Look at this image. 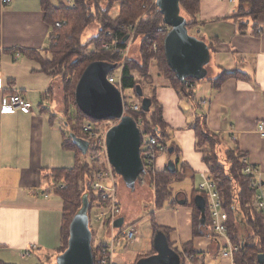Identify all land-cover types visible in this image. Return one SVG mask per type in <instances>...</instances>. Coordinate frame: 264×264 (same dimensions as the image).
<instances>
[{"label": "crops", "instance_id": "obj_1", "mask_svg": "<svg viewBox=\"0 0 264 264\" xmlns=\"http://www.w3.org/2000/svg\"><path fill=\"white\" fill-rule=\"evenodd\" d=\"M238 5V0L201 1L200 35L214 52L209 75L197 81L193 96L207 127L222 135L224 146L238 147L248 163L264 171V137L258 132L264 122V13L257 19L237 18ZM243 22L246 25L241 27ZM51 31L43 0H11L10 4L0 0V109L14 90H20L32 107L31 112L0 111V264H57L62 253L63 200L45 189L54 169L76 164V150L65 147L71 127L63 118L65 112L58 109L55 76L38 61ZM234 70L238 72L214 84L224 71ZM154 77L173 148L172 154L159 157L157 169H165L179 157L178 168L185 167L186 174L197 176L200 183L207 167L195 149L196 134L190 127L196 108L167 79L160 74ZM177 195L187 199L186 205L176 202L157 209L159 220L154 223L170 230L174 247L194 242L197 254L192 260L186 257L185 264H232L222 256L224 239L194 236L193 198L189 200L185 192ZM123 214L128 217L124 209ZM32 245L38 247L34 255L23 257L21 251Z\"/></svg>", "mask_w": 264, "mask_h": 264}, {"label": "trees", "instance_id": "obj_2", "mask_svg": "<svg viewBox=\"0 0 264 264\" xmlns=\"http://www.w3.org/2000/svg\"><path fill=\"white\" fill-rule=\"evenodd\" d=\"M147 0H73V5L69 6L64 3L57 5L51 4L50 0H43L44 9L46 11V21L50 27L55 26L58 20H66L67 24L61 28H54L53 33L49 38V45L43 51V54H51L52 58L44 60L43 54L38 55V61L42 64L50 75H57L62 72L64 67L68 71L78 70V78L74 85L66 84V90L73 91V103L77 108V113L72 118L69 116V108L65 111L66 123L71 127V133L77 137L88 141V135L83 131L82 117H89L79 107L76 100V89L79 80L86 69L94 63H105L114 66L107 74V77L115 73L121 65L122 55L113 51H106L101 48L102 43L111 41L107 36L111 32L114 37L119 39V47H126L124 42L127 36V29L138 23L135 39L139 40V56L138 59L130 58L126 61L122 71V86L124 90H133L134 94L142 105L143 97L137 94L136 87L140 85L144 91V96L149 97L152 101L150 111L146 112L141 109L139 113H130L134 119L138 116L143 117L144 133L157 137L159 143L166 146L169 152L170 144L172 143L171 130L163 117V106L159 103L156 97L155 77L152 67L158 74L167 79L172 87H174L182 96L189 99L196 108L195 120L191 123L192 129L196 134L195 149L202 154V161L207 167V172L212 175L217 183L218 190L221 194L223 206L226 208L229 219L228 229L231 239L239 243L244 241L239 253L235 256V264H260V256L264 255V223L262 216L254 207L255 189L250 186L251 179L244 173L245 163L243 159L245 154L238 147H225L224 140L221 134L212 132L206 125L204 115L199 111L198 103L194 99V92L190 89L186 80L181 81L177 78L175 72L170 68L164 49V39L167 33L160 32V27H166L163 22V16L159 10L147 12L143 7ZM202 0H181V14L186 17L188 29L193 34L192 29H195V34L200 39V23L197 19L200 11ZM237 18L241 19H257L264 13V0H238ZM117 6L118 15L113 17L111 12ZM145 13V14H144ZM62 14V18L60 17ZM144 14V15H143ZM144 17H143V16ZM142 16V18H141ZM59 18V19H58ZM141 18V19H140ZM98 25V33L87 42L82 41L83 33L92 24ZM245 22L240 26L244 27ZM204 40V39H203ZM205 41V40H204ZM157 44L158 47L154 48ZM211 50V55L214 52L212 44H208ZM89 52H87V51ZM157 58L158 63L151 64L153 58ZM45 62L51 64L50 68L45 65ZM66 65V66H65ZM138 72L141 79H137L134 72ZM238 71H224L223 74L214 79L216 85H220L229 75L236 74ZM193 81L195 79L189 78ZM197 81V80H196ZM145 83V84H144ZM144 84V85H143ZM149 89V90H148ZM91 118V117H90ZM94 119V118H92ZM96 120V119H94ZM106 120H114L111 118L97 120L102 122ZM93 145L94 141H89ZM65 147L76 150V164L71 168H57L51 173L53 187L64 184L63 189L54 190L63 200V221H62V247L61 252H64L68 246L69 227L73 217L81 209L83 205V197L87 194L89 199V215L92 218V213L95 207L100 205V197L92 189V184L95 181L96 173L104 169L106 164L99 161L91 162L88 160V154H95L96 147L89 148L86 154H83L81 149L68 136L65 142ZM179 149H175V153ZM180 158L175 160L176 169L169 170L167 167L158 170L155 175L150 174L152 184L155 186V205L158 208H163L166 204L175 205V193L173 183L182 180L187 176L186 168L180 170ZM141 175L140 178H142ZM193 203L197 195H203L206 200V225H201V212L195 205L193 217L194 236L203 238L211 236L208 231L210 226V214L208 208L207 196L197 187H194ZM174 193V194H173ZM153 226V237L158 230L164 231L169 235L170 230L166 227H158L155 223ZM173 248L174 244L170 241ZM183 259V264L186 262V257L191 254H197L194 242L190 241L182 245V250L179 247L175 248ZM95 254V249L93 250Z\"/></svg>", "mask_w": 264, "mask_h": 264}, {"label": "water", "instance_id": "obj_3", "mask_svg": "<svg viewBox=\"0 0 264 264\" xmlns=\"http://www.w3.org/2000/svg\"><path fill=\"white\" fill-rule=\"evenodd\" d=\"M180 2L181 0H157V8L163 16V22L170 27L164 39L165 55L170 68L179 80L185 81L192 78L201 81L209 75L211 50L203 39L189 32L188 21L181 14ZM113 67L99 62L90 65L79 80L76 100L81 110L89 117L96 120L111 118L118 121L107 132L108 160L125 185L135 190L141 175L146 172L141 154L142 134L135 119L123 114L121 91L107 79V74ZM136 91L140 97H143V110L149 112L151 99L144 96L140 85L136 87ZM70 137L83 154H86L89 142L77 137L74 133H71ZM169 153H173V148H169ZM167 168L174 171L175 162L170 160ZM175 200L180 206L187 203L186 198L180 199L178 195ZM194 202L201 212L200 223L204 226L207 222L206 200L203 195H197ZM89 205L86 194L83 197L81 209L70 223L68 246L57 256V264L95 263ZM123 222L124 217H121L115 225L120 226ZM153 245L156 253L142 257L137 264H183L180 253L171 246L168 235L164 231H156ZM259 258L260 264H264V255Z\"/></svg>", "mask_w": 264, "mask_h": 264}, {"label": "built area", "instance_id": "obj_4", "mask_svg": "<svg viewBox=\"0 0 264 264\" xmlns=\"http://www.w3.org/2000/svg\"><path fill=\"white\" fill-rule=\"evenodd\" d=\"M233 0H230V2ZM4 4H10L11 0H2ZM67 5H73V0H67ZM147 12L158 10L157 0H147L143 6ZM144 17V16H143ZM66 21H56L55 27L60 28ZM138 23L134 26L125 27L127 29V38L124 42L127 44L126 47H119V39L114 37L111 32L107 33L111 41L103 42L101 48L106 51H113L120 53L123 57L120 68L113 74L107 77L108 81L114 84L122 94L123 98V114L130 115V113H139L142 109V105L138 101H131L126 95V90L122 86V71L125 63L129 58V45L133 44L134 37ZM53 30V29H52ZM160 32L168 33L170 27H160L158 29ZM53 31H51L50 35ZM129 43V45H128ZM158 45L155 44L154 48ZM19 53L15 54V59L19 57ZM196 80L190 81L186 80L187 86L194 90L196 88ZM135 95V94H134ZM1 113H14L16 111L31 112L32 107L27 99L23 96L20 90H14V92L8 97L7 101L1 105ZM132 116V115H130ZM116 121L117 120H106L102 122L89 123L86 122L83 125V131L88 135V142L90 140L94 141L93 145L89 142V148L96 147L97 152L95 154H88V160L91 162H97L101 159L104 160L106 164L105 169H101L96 173L95 181L92 184L93 191L100 197V205L95 207V222L98 228H92V218H90V227L93 233V250L94 254V264H117L115 262L116 252L119 247L126 246L127 244L134 242L138 239V230L124 217L123 208L120 204L119 197L117 195V180L115 178V171L108 160L107 146H106V136L107 132L111 126L103 127L104 122ZM137 122L141 134H142V144H141V154L146 172L143 177L150 174L155 175L158 171L157 161L160 156L168 153L166 146L159 143L157 137L150 135L148 141H145L147 134L144 133L143 128V117L138 116ZM258 132L262 137H264V122H260L258 125ZM88 148V151H89ZM245 163L244 173L248 175L251 179L250 186L255 189V199L254 207L258 213L262 216L264 223V171L254 165L248 163L247 159H243ZM202 181L198 184V189L203 192L208 199V208L210 214V226L208 231L210 235L220 237L224 239L222 245V256L228 258L235 264V256L241 250L244 245V241L239 243L234 242L231 239L228 229V219L229 215L226 208L222 204L221 194L218 190V186L214 178L210 173H202ZM64 184H59L53 187L50 183L45 190L49 193L57 189H63ZM48 194H46V197ZM124 217V222L120 226H116L115 222ZM102 231L103 237L99 238V233ZM97 236V239H96ZM38 249L36 245L27 247L21 251L23 257H31L34 255L35 251ZM189 260L194 258V254L187 256Z\"/></svg>", "mask_w": 264, "mask_h": 264}, {"label": "rangeland", "instance_id": "obj_5", "mask_svg": "<svg viewBox=\"0 0 264 264\" xmlns=\"http://www.w3.org/2000/svg\"><path fill=\"white\" fill-rule=\"evenodd\" d=\"M54 2H63L67 4V0H53ZM113 17H117L118 15V9L117 6H115L111 12ZM145 14V13H144ZM143 14V15H144ZM62 14H60V17ZM142 15V16H143ZM141 16V18H142ZM140 18V19H141ZM59 19V18H58ZM58 21H66V20H58ZM139 23V22H138ZM67 21L65 24L62 26L66 25ZM61 26V27H62ZM60 27V28H61ZM54 27H52V31H54ZM193 34H195V29H192ZM53 33V32H52ZM98 33V25L96 23H92L86 31L83 33V39L82 41L85 43L87 41H91ZM136 35V34H135ZM139 40L135 39L133 44L129 45V58H136L140 61V56H139ZM87 51V50H86ZM89 52V51H87ZM44 60L47 58H52L51 54H43ZM158 63L157 58H153L151 60V64ZM45 65H48V63L45 62ZM51 64L48 65V68H50ZM66 66V65H65ZM153 71V74H158L156 69L152 67L151 72ZM62 72L64 73L63 75L61 73L55 75V81L53 84L54 91L56 93V96L58 98V109L61 110L62 112L67 110V106L69 108V116L72 118L75 116L77 113V108L74 106L73 103V91L68 92L66 90V84L69 83L70 86L74 85V83L77 81L78 78V70H72L68 71L67 67H64L62 69ZM134 75L137 79H141L142 77L140 74L136 71L134 72ZM200 83V81H198ZM145 84V83H144ZM143 84V85H144ZM149 90V89H148ZM126 95L129 97V100L131 101H138L136 96L134 95L133 90H126ZM63 118L66 120L68 119V116L64 114ZM83 122H89V123H94L97 120H94L90 117H82ZM111 123L116 124V121H109V122H104L103 127H109L111 126ZM63 127V126H62ZM150 135H146L145 141H148ZM100 162L104 164V160L101 159ZM106 168V166H105ZM104 168V169H105ZM115 178L117 180V195L121 199L123 203V209L125 210V213L128 214L127 220L129 221V224L133 225L136 230H138V241L131 242L127 244L126 246H122L118 248V251L116 252L115 256V262L117 264H134V261L137 258L136 255L138 254H144L150 249H153V223L154 221L157 222L159 220L158 214L156 215V211L158 206L155 205V186L152 184L151 178L146 175L142 178H140L136 184V190L135 192H132L129 188L125 186V184L122 182V178L115 172ZM196 179H193L190 175H187L184 177L182 180L178 182L173 183V189L174 193L178 192H185L188 196V199L191 200L193 198V193H194V185L197 183L199 184V180L197 176L195 177ZM173 193V194H174ZM127 196V199H126ZM182 195L180 194V197ZM124 200V201H123ZM169 204H166L163 209L168 208ZM92 228H98L97 223L95 222V214L92 213ZM102 231L99 233V238L103 237ZM97 239V236H96ZM142 256V255H141Z\"/></svg>", "mask_w": 264, "mask_h": 264}, {"label": "flooded vegetation", "instance_id": "obj_6", "mask_svg": "<svg viewBox=\"0 0 264 264\" xmlns=\"http://www.w3.org/2000/svg\"><path fill=\"white\" fill-rule=\"evenodd\" d=\"M175 248H177V247H175ZM179 248H180V250H182V247H179ZM155 253H156V252H155L154 248H153V249H150V251H148V253H146V254H144V255L138 257V258L136 259V261H134V264H137V261H138L139 259H141L142 257H148V256H151V255H153V254H155Z\"/></svg>", "mask_w": 264, "mask_h": 264}]
</instances>
